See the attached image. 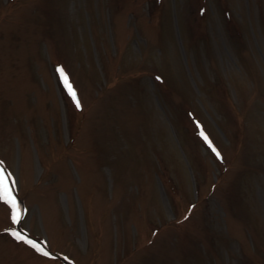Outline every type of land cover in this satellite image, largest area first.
<instances>
[{"label":"rangeland","instance_id":"374dc122","mask_svg":"<svg viewBox=\"0 0 264 264\" xmlns=\"http://www.w3.org/2000/svg\"><path fill=\"white\" fill-rule=\"evenodd\" d=\"M0 168V264H264V0H0Z\"/></svg>","mask_w":264,"mask_h":264},{"label":"snow or ice","instance_id":"6c2138e0","mask_svg":"<svg viewBox=\"0 0 264 264\" xmlns=\"http://www.w3.org/2000/svg\"><path fill=\"white\" fill-rule=\"evenodd\" d=\"M59 75L61 76L62 82H64L66 86V90L68 91L73 103L76 105L77 108L80 107V101L77 97L76 92L68 85L67 83V77L64 75L62 69L57 70ZM208 144V147L216 154L217 158L220 157L219 152L216 151V149L211 145L210 142H208L207 137H203ZM7 170L0 168V200H3L5 203L9 204L12 209V220L13 222H19V216L17 215V209L18 205L16 202V199L11 194V188L8 185V181L10 179L11 174H7ZM12 184L14 186L15 181H12ZM13 237L16 238L19 241H22L26 244H28L30 247L34 248L37 252L41 253L44 256H48L49 253L47 251H44L39 245L35 244L31 240L25 239L23 236H21L19 233L13 232Z\"/></svg>","mask_w":264,"mask_h":264}]
</instances>
